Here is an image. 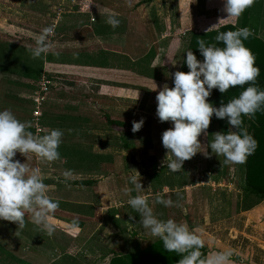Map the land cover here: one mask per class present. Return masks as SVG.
Masks as SVG:
<instances>
[{
	"label": "crops",
	"instance_id": "obj_1",
	"mask_svg": "<svg viewBox=\"0 0 264 264\" xmlns=\"http://www.w3.org/2000/svg\"><path fill=\"white\" fill-rule=\"evenodd\" d=\"M116 1L117 7H115L114 0L110 2L94 0L93 22L90 17L87 19L79 15H73L74 12L51 19V21L54 22L55 20L56 22L54 35L48 37L51 47L43 53L47 56V61L43 62L44 66H41L40 72L41 76H48L53 81V85L51 86V93L43 105L41 127L43 128V134L48 129L60 128L63 130L64 135L59 146L61 158L52 162L40 161L48 168L45 174L48 177L43 178L44 183L48 185V195L59 201V207L49 215L51 217L49 224L53 226L54 232L48 235L40 226L32 225L26 220L23 228H19L15 222L5 220L4 222L9 224L12 231L8 233L7 230L0 231V247L7 254L3 256L10 254L9 257H15L19 262L25 264H148L150 262L160 264L161 257L158 256L155 250L159 246L160 239L152 236L143 228L139 223V213L133 210L127 201L131 196L145 195L153 208L154 214L162 219L161 207L158 203L152 202L154 199H150L154 198L155 194L153 193L162 191L159 177L158 185H152L153 178H155L154 174L156 171H160L163 166L161 157L156 155L157 153L155 154V146H153L150 155L153 154V158H157V164L153 166L157 170H151V164H147V161L145 166L150 169L141 171L135 169L133 165L136 164L130 163L129 158H126L125 151H128L130 146L128 143L123 142V137L113 140V143H103V140L107 136H111L113 131H110L108 126L99 122L98 110L101 109L98 104L99 102L122 104L124 97L117 93L118 96L113 95L114 97L99 96L92 88V86L95 88L96 86L108 88L112 93L124 90L122 88L128 90L130 77L138 76L128 70L131 50L128 47L127 39L132 18L129 14H120L117 11V8H130V5L123 1ZM192 4H187V0L183 2L185 6H192ZM261 8V15L255 28L256 32L252 34L264 43V0ZM114 13L118 14L117 18L121 20V24L115 29L106 23L108 16ZM149 15L150 17L143 16V21L151 22L155 35L157 37L161 36L162 27L158 26L160 19L151 11ZM42 16L44 15L42 14ZM182 16L184 17V21L181 22L183 25L196 26L197 14L193 15V21L190 15L184 14ZM205 16L207 19H214L217 16V11H207ZM52 24L49 23L48 25L53 26ZM188 30L189 33H199L192 29ZM114 31L115 33H113ZM119 31H125V36L123 35L125 47L121 51L96 45V42L100 41L101 38L113 34H122L118 33ZM90 32L93 35L89 37ZM85 40L87 46H82L81 43ZM33 43L35 44V41ZM91 43L95 45L93 49L88 46ZM32 45L25 47L31 49L34 46ZM180 46L183 48L181 56L184 59L188 39ZM100 52H104L106 56L108 54L109 61L104 67L100 65L83 66L65 61L57 63L54 61V58L65 55L74 56L78 53L99 56ZM148 52L146 51L144 55ZM115 56H120L121 61L114 63L112 59ZM138 58L140 57H135L132 61ZM183 59L177 70L172 72L173 68L171 67L169 73L167 71L168 77L171 72L174 74L176 71L181 70ZM15 74L20 77L13 76ZM92 76H95L94 80L90 79ZM33 77L21 76V71L18 69L16 71L13 65L0 61V110L11 109L18 119L31 123L33 104L30 99L36 91L38 84L36 80L40 79L35 78L36 76ZM97 77H100V81ZM137 79L144 78L137 77ZM247 118L249 117L247 116ZM122 125L124 124L122 123ZM28 130L34 134L32 127ZM119 131H123V126ZM216 132H221V130L209 131L207 129V137H211L212 140V136ZM144 133L143 131L142 133L138 132V135ZM162 133L156 135L162 136ZM210 142L208 145H210ZM150 144L152 146L151 141ZM74 146H79L91 156L102 157L103 163L99 166V172L97 166L90 170H84L81 167L79 169L74 168V161L70 163L68 158V150L74 148ZM109 156H111L110 159H107ZM34 157L36 160L39 159L35 154ZM13 159L22 162L27 158L17 152ZM148 160H150V157H148ZM213 166L216 167V165ZM240 166H242V163ZM64 170H72L74 176L85 178H82L83 181L79 178L65 180L62 175ZM134 170L140 175L138 179H140L145 190L143 193L125 192L126 188L132 187L128 182V177L136 174ZM145 176H149L151 185L145 181ZM147 187L153 188L152 194L146 192ZM152 204H154V207ZM259 207L257 205L251 209L257 210ZM168 212L169 215H166V217L169 216L168 219L178 222L174 219L175 215L172 214L170 209ZM102 216L104 223L100 221ZM25 228L33 236L31 234L29 238L22 239ZM147 254L148 256H146ZM1 261L3 260H0V264H4Z\"/></svg>",
	"mask_w": 264,
	"mask_h": 264
},
{
	"label": "rangeland",
	"instance_id": "obj_2",
	"mask_svg": "<svg viewBox=\"0 0 264 264\" xmlns=\"http://www.w3.org/2000/svg\"><path fill=\"white\" fill-rule=\"evenodd\" d=\"M99 1L110 2L112 0ZM118 1H123L130 5V8H117V11L120 14H129L132 18L127 39L128 47L131 50V59L140 57L146 61L148 58L144 53L151 49L154 52V57L150 59L151 67L160 69L165 67L168 73L171 67L173 68L172 72L177 70L183 59L181 56L183 48L180 45L188 39V29L200 33V30L205 31L216 25L207 24V21L213 19H207L206 16H202L204 22L199 21L201 16H199L198 13L201 0H187V4L193 3L192 6L183 5V2L186 0ZM84 3L85 0H0V61L13 65L16 71L17 69L21 71V76L32 78L37 71H40L41 66H44L43 62L47 61V56L42 54L40 57L34 58L30 49L25 46L34 45L33 41H35L45 26H49V23H53L52 25L55 26V20L53 22L51 19H55L59 15L63 16L67 13L70 14V12H74L73 15H79L87 19H89V17L90 19L93 18L94 0H91V8L87 11L85 10V12ZM114 4L115 7H117L116 0H114ZM258 7L255 9V13L259 11ZM150 11L160 19L158 26L162 27V32L159 37L155 35L152 23L143 21V16L150 17ZM42 14L44 16H42ZM184 14L187 16L190 15L192 21L193 15L197 14V23L195 27H189V25L186 26L181 23L184 21V17L182 16ZM220 15L221 14L217 12L216 17ZM149 30L151 31L150 34ZM113 33H115V31ZM118 33L122 34H113L106 38H101L100 41L96 42V45L105 48L111 47L112 49L121 51V49L125 47V39H123L125 31H119ZM92 35V33L89 34V37ZM81 45L87 46L86 40L82 42ZM88 46L92 49L95 47L93 43ZM112 60L114 63L116 61L120 62L121 57L115 56ZM54 61L57 63L65 61L67 63H75L83 66H102L107 64L109 58L108 54L106 56L104 52H100L99 56L76 53L74 56L65 55L56 57ZM25 66L27 69L26 74L24 72ZM143 66L144 63L141 68ZM172 72L169 76L170 78L167 74V76H162L159 80L147 79L145 77H143L145 80H138L137 77L140 78L141 76L130 77L129 89L122 88L124 90H118V92L114 93L108 88L106 89L98 86L95 88L92 86L93 91L97 92L99 96L108 95L114 97L113 95H123L124 97L122 104H111L108 102H99L98 104L101 109L98 110L100 123L108 126L107 116L110 120L122 122L124 124L123 131H116L108 126V129L113 132H111V136H107L106 139L103 140V143H113V140H118V138L123 137V142L128 143L130 146L128 147L129 150L125 151L127 155L126 158H129L128 161L130 163L136 164L133 165L135 169L141 171L150 169L145 166V162L147 161V164H151V170H157L153 167L154 164H157V158L154 159L153 154L152 156L150 155V150L155 146V154L157 153L156 155L161 157L163 166L160 171H156L154 174L155 178H153L154 182L152 185H158L159 177L162 187V191L159 193L165 198L170 197L174 202L179 204V206L173 205L171 207H164L158 204L162 209V219L166 220L169 218V216H167V218L166 215H169L168 211L170 209L172 214L175 215V218H173L178 220V222L187 223L190 229L202 228L203 232L201 235L205 241L207 255L215 251L231 249L233 252L231 257L232 264H264V200L257 204L260 207L257 210L254 209L255 211L253 209L244 211L238 206V203H241L242 190L246 186L244 181V183H242L243 169L240 166L241 163L225 164L223 156H217L215 153H212L208 145L211 141V137H207V134L205 135L202 133L198 137L202 146L199 149L200 152L184 162L182 171L179 173H172L167 168V163L172 159V156L168 154V150L163 147L162 136L156 134L164 132V130L171 128L173 125L171 121L161 122L158 119L156 115V96L165 83L170 87L173 79ZM13 76L19 75L15 74ZM42 77L43 75L40 76V79L36 80L38 84L42 81ZM94 78L95 76H92L90 79L94 80ZM97 78L100 81V77ZM56 81L59 82L58 79H56ZM154 83L157 85L155 91ZM115 91L117 90L115 89ZM208 102L213 104V98L210 97ZM141 118L144 119V124L139 131L134 133L132 131V122L134 120L139 121ZM142 131L145 133L138 135V132L142 133ZM41 135H43V133ZM108 135L110 134L108 133ZM68 151L69 162L73 163L74 161L73 165L75 169L81 167L84 170H90L97 166L99 172V166L103 163L101 156H91L79 146H74V148ZM204 151L207 152L208 155H205ZM30 157L28 161L30 166L39 168L42 178L48 177V175H45L48 168L43 165V162L40 161V159L36 160L34 154H30ZM110 157L111 156L107 159H110ZM148 157H150V160H148ZM133 161H135V163H133ZM24 162H26V159L21 163ZM213 165H216V167ZM213 177H217L218 180L216 182L213 181ZM75 178L79 177L73 175L70 179ZM82 178L85 177L80 176L79 179L82 180ZM63 179L65 178L63 177ZM145 179V181L151 185L149 176H145ZM165 189H167V191H165ZM146 192L152 194L153 188L147 187ZM152 202L154 203V201ZM152 205L154 207V204ZM50 218L49 216L48 223H50ZM100 218H102L100 221L104 223L103 216ZM25 220L35 225L32 222L31 214H26ZM4 221L5 220H0V231L7 230V233L12 231L9 224ZM26 232H28V234H26ZM31 234L32 233L25 228L22 239L29 238ZM162 244L163 243H161V245ZM155 250L158 256L165 258L168 264L177 261L175 254L171 255L164 249L162 250L161 246L156 247ZM4 254H6V252L0 247V260H3L1 262L4 264H25L19 262L15 257H9L10 254L8 256H3ZM146 256H148V254ZM178 257L181 258L180 256ZM159 261L161 264V260Z\"/></svg>",
	"mask_w": 264,
	"mask_h": 264
},
{
	"label": "clouds",
	"instance_id": "obj_3",
	"mask_svg": "<svg viewBox=\"0 0 264 264\" xmlns=\"http://www.w3.org/2000/svg\"><path fill=\"white\" fill-rule=\"evenodd\" d=\"M223 11L227 17L238 18L253 0H223ZM114 13L108 16L106 23L113 29L121 24ZM54 26H46L35 39L30 51L34 58L40 57L51 47L48 37ZM252 34L248 27L221 31L215 36L217 44H206L199 39L198 49L203 61L198 60L192 50H187L184 61L189 69L187 73L176 71L173 74V86L165 83L156 96V115L161 122L171 121L172 127L162 133V144L171 154L167 168L172 173L182 171L186 160L191 159L202 147L198 137L210 125L215 115L218 119H226L229 125L227 132H216L210 142L212 153L224 157V163H244L256 147V140L242 128L244 116H253L264 108V89L255 81L260 69L255 66V58L244 41ZM248 86L237 97L219 107L208 102L213 89L225 93L230 87ZM155 89L157 85L154 83ZM144 119L132 122V131H139ZM30 122L21 121L11 109L0 110V220L15 222L19 228L25 225L26 214H31L32 222L51 235L54 228L48 223V217L59 207V201L48 195V185L43 181L39 168L28 163L30 154L45 162L61 158L59 146L64 132L60 128L48 129L43 135H35L28 129ZM17 152L25 156L26 162L13 159ZM205 155H208L204 151ZM128 177L132 186L125 192L145 190L140 182L139 173ZM67 180L73 176L72 170H64ZM167 191V189H165ZM154 202L171 207L179 206L170 197L160 193L154 196ZM128 205L139 213V223L152 236L158 237L164 249L180 254L177 264H232L231 249L219 250L204 256L201 249L205 241L201 235L202 228H189L187 223L173 219H161L154 214L153 208L145 195L131 196ZM75 226V225H74Z\"/></svg>",
	"mask_w": 264,
	"mask_h": 264
},
{
	"label": "trees",
	"instance_id": "obj_4",
	"mask_svg": "<svg viewBox=\"0 0 264 264\" xmlns=\"http://www.w3.org/2000/svg\"><path fill=\"white\" fill-rule=\"evenodd\" d=\"M201 5L199 6V21H203V17L205 16V12L210 10H216L221 15L219 17L214 18L213 20L207 21V24L215 25L213 28L208 29L209 31L206 32L200 30V33H188V47L187 50H192L194 55H196L198 60L203 61V56L200 54L198 49L197 41L199 39H204L206 44H217V46H223L222 43H218L215 40V34L221 31H228V30H235L239 27H248L251 29L252 33H255V28L257 27L258 20L261 15V7L263 4V0H253V3L245 9V11L235 20V18H230L227 20V13L223 11L224 2L223 0H201ZM259 5V7H258ZM258 7L259 11L255 13V9ZM206 21V18H205ZM255 24V25H254ZM218 25V26H217ZM246 47L251 49V52L255 58V66L260 69L259 75L256 78V85L259 88L264 89V43L257 39L255 35L251 34L247 40L244 41ZM147 60L138 58L135 61L130 60V65L128 70L131 73H134L138 76L145 77L147 79L152 80H159L162 76H167V69L165 67L160 68H152L150 65V59L154 57V52L150 50L147 54ZM186 53L184 55L183 63L181 70L182 72L187 73L189 71L186 63ZM144 66L141 68L142 64ZM146 63V65H145ZM104 67V65H102ZM25 74L27 73V69L25 66L24 70ZM35 78H40L41 72L37 71ZM45 76L48 80H51L48 76ZM34 78V77H32ZM52 82V80H51ZM173 86V83H172ZM171 86V87H172ZM248 84L245 85H237L235 87H230L228 91L225 93L219 92L218 89H213L211 95L208 97L213 98V105L219 107L222 103H227L234 97H237L241 91H243ZM33 107V106H32ZM34 110V107H33ZM43 111V109H42ZM33 112V111H32ZM43 114V112H42ZM33 116V113H32ZM249 117V116H248ZM107 118V124L110 128L119 131V129L123 126L122 123L114 120H110ZM33 119V118H32ZM31 119V127L33 128V120ZM243 124L242 128H245L256 140V147L251 155L247 156L244 163H242V183L245 182V187L242 190L241 194V203H238V206L243 208L244 210H249L252 207L259 204L262 200H264V108L257 111L253 116L247 118V116L242 117ZM42 121V116L40 118V123ZM229 128L228 122L226 119H218L213 115L210 120V125L208 127L209 131L211 130H221L223 132H227ZM34 130V128H33ZM217 177H213V181H217ZM244 181V182H243ZM162 241L158 242L159 246H161L162 250L164 249L163 244L161 245ZM158 246V247H159ZM166 252L170 253L171 255H176L177 261L172 264H177L178 260L180 259L178 256L180 254L176 252H169L164 249ZM201 252L204 256H206V247L204 246L201 249ZM149 264V263H148ZM151 264V263H150ZM161 264H168L165 258H161Z\"/></svg>",
	"mask_w": 264,
	"mask_h": 264
},
{
	"label": "built area",
	"instance_id": "obj_5",
	"mask_svg": "<svg viewBox=\"0 0 264 264\" xmlns=\"http://www.w3.org/2000/svg\"><path fill=\"white\" fill-rule=\"evenodd\" d=\"M90 8H91V0H85L84 12L85 10L87 11ZM91 21L93 22L94 19L91 18ZM41 80L42 81L39 84H37L38 85L37 89L30 99L34 107L32 125L34 128L35 135H41L43 133V128L41 127V123H40V118L42 116L43 105L47 101L48 95L51 90V86L53 85L51 80H48L45 76H43Z\"/></svg>",
	"mask_w": 264,
	"mask_h": 264
}]
</instances>
